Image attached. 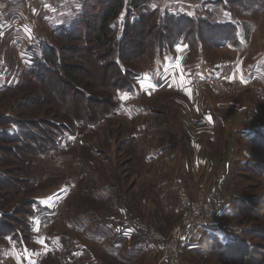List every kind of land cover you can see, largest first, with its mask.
<instances>
[{
  "label": "rangeland",
  "instance_id": "rangeland-1",
  "mask_svg": "<svg viewBox=\"0 0 264 264\" xmlns=\"http://www.w3.org/2000/svg\"><path fill=\"white\" fill-rule=\"evenodd\" d=\"M174 2L155 0L152 7L163 5L169 9L174 7ZM212 9L210 13L216 16V8ZM40 13L33 12V26ZM98 14L102 13L98 11ZM22 17L29 19L28 15ZM252 20L257 26L254 38L257 43L261 41L262 45L249 49V57L255 54L253 51L264 50V12L253 15ZM115 30L119 31V24ZM59 43L60 46L69 44L63 41ZM92 44L94 50H99L94 42ZM203 56L214 63L226 55L223 50L207 48L203 50ZM154 64L144 57L126 65L138 75L146 69H155L152 68ZM221 64L232 67L229 62ZM9 65L11 63L2 69L12 67ZM29 67L30 63L23 68L19 79H13H18L16 84L0 87V137H13L10 127L4 124V115L18 117L20 112H24L14 104L15 95L11 89L23 82L36 85L27 74ZM192 78L191 82L195 76ZM156 79L160 80L158 76ZM101 80L102 74L92 69L90 77L84 81H88L86 85L94 95L97 94V87L110 83L106 77ZM153 81L154 77L144 80L140 75L136 77L133 95L116 93L115 97L120 102L118 110L71 142L76 145L73 150L63 148L62 151H66L64 154L37 156L28 169L31 181L25 186V190H29L27 194L12 196L9 190L0 189V214L9 217L3 219L4 226L18 228L15 221L19 220L21 224L25 219L23 215H15L14 210L33 211L34 214V218L29 220L32 243L24 242V246L20 247L11 241L10 235L4 239L0 237V264H163L159 248L149 244L151 239H170L184 217L183 201L199 202L210 193H216L232 206L229 208L231 213L225 216L228 220L218 215L221 224L217 225V230L208 231L207 235L216 238L222 246L238 239L248 245H256L259 251L264 247V237L256 233L262 230L258 227L264 226V179L240 170L243 161H247V152L258 154L256 147L252 146L251 149L249 142H244L239 135L235 136L233 124L229 127L219 123L215 141H203L208 152V158L202 159L205 166L203 173L198 170L186 172L194 159H190L192 152L186 136L190 126L184 121L194 117L193 110L189 106L182 108L185 97L154 90ZM255 84L264 91V85ZM137 85H150V96H136ZM190 88L195 96L197 93ZM205 92L203 98L213 103L223 100L235 104L247 101L264 109V97L254 89H241L235 94L223 96H216L208 90ZM190 96L188 94L187 98ZM192 103L196 104V101ZM27 115L29 113L24 112V116ZM33 116V121L43 117L42 114ZM214 116L217 121L219 118L220 121L224 119L225 123H232V120L239 118L225 107L215 108ZM12 147H15L14 143L0 140V157L3 155L7 163L12 160L4 151ZM160 148H164L165 152L160 154ZM220 161H229L228 168L220 167ZM209 163L214 164V170L206 172ZM3 169L5 166H0V171ZM213 180L215 192L199 189L193 193V189L199 188L200 184L208 182L209 187ZM181 184L185 189L191 187L192 191L179 195L177 191ZM2 187L6 185L0 181ZM29 200L33 201V208H29ZM44 208L48 212H44ZM218 210L217 206L215 213ZM137 223L144 225L141 232ZM206 236L195 247L187 246L184 239L178 264H222L217 256L208 257L204 253V249L209 247L207 243H210ZM61 237L67 245H61Z\"/></svg>",
  "mask_w": 264,
  "mask_h": 264
},
{
  "label": "trees",
  "instance_id": "trees-1",
  "mask_svg": "<svg viewBox=\"0 0 264 264\" xmlns=\"http://www.w3.org/2000/svg\"><path fill=\"white\" fill-rule=\"evenodd\" d=\"M185 1L193 2L199 10L194 14H173L163 5L152 7L155 0H83L73 19L55 29L50 36L34 41L30 47L27 74L36 85L23 82L11 89L16 107L29 115L25 117L24 112H20L18 117H3H6L4 124L10 127L13 137L7 139L3 136L0 140L14 143L15 147L4 151L12 162L7 163L3 155L0 157V166H5L0 171V181L6 185L0 189L9 190L12 196L27 194L29 190H25V186L31 181L28 169L37 156L64 154L63 148L73 150L76 145L71 142L117 111L120 102L115 94L135 93L137 74L128 68L126 64L129 62L144 57L158 62L164 54L183 44L208 67L214 63L203 56L204 49L219 50L227 44L237 47V26L213 23L207 7L249 8L257 4L264 9V0ZM98 11L102 14L99 15ZM118 24L119 31L115 30ZM61 41L69 44L60 46ZM93 42L99 50L91 47ZM92 69L102 74L101 82L105 77L110 81L97 87L94 95L86 85L88 81H84L90 77ZM206 69H201L203 75L195 73V78L213 75H206L211 72ZM32 114H42L43 117L33 121ZM249 143L251 149L256 147L258 154L247 152V161H243L240 170L264 179V135L259 131L251 133ZM33 204L28 201L29 208H33ZM43 210L48 212L46 208ZM13 212L25 219L21 224L19 220L15 221L18 228L10 229L3 225V219H8V215L0 214V237L4 239L10 235L11 241L20 247L24 242L32 243L29 220L34 218L33 211ZM258 229L264 234V226ZM260 232L256 231L258 236L264 237ZM209 240L204 253L208 257L217 256L222 264H264V247L259 251L256 245L238 239L223 246L214 237ZM59 242L67 245L63 237Z\"/></svg>",
  "mask_w": 264,
  "mask_h": 264
},
{
  "label": "crops",
  "instance_id": "crops-1",
  "mask_svg": "<svg viewBox=\"0 0 264 264\" xmlns=\"http://www.w3.org/2000/svg\"><path fill=\"white\" fill-rule=\"evenodd\" d=\"M81 1L83 0H26L18 6H14L0 13V87H10L16 84L21 76V71L30 63V47H32L34 41L40 40V38H46L45 35L51 34L55 29L65 25L73 19L75 14H77L76 12ZM174 1H176L173 3L174 7L167 9L170 13L184 12L194 14V11L197 12L199 10V7L193 4V2L185 0ZM224 1L227 0H223V2ZM38 4L41 6H38ZM180 4L183 7H181ZM223 7V5L216 7V16L212 14L213 12L210 13L209 11L213 10L212 7L206 8V10L209 11L210 20L213 23H231L237 26V47L227 44L225 47L219 49L224 51L226 56L223 58L225 59L220 58L218 61L214 62L213 65H208V67H206L204 65L206 62L202 59L201 61L200 58L197 57L198 55L191 51L188 46L179 44L171 52L164 54L158 62H154L155 64L152 68L155 69H146L141 73L139 72L137 75L138 77L141 75L144 80L154 77V83L152 85L154 90L172 93L179 98L185 97L186 99H184L183 104L180 103V105L182 104L183 109L189 106L193 110L194 117H190L184 121L187 126H190L186 136L188 138L189 150L192 152L190 159H194L192 165L190 164L189 166L190 169L186 167L188 170L186 172L191 171V173H194L198 170L200 173L204 169V160L202 159L208 158V155L206 156L208 152L203 144L206 141H215L214 136L219 127V123H222L224 126L228 125L229 127H232L233 124L235 128L232 131H234L235 136L239 135L242 140H245L244 142H249L251 133L253 132L259 131L264 135V109L261 110L260 107H256L255 104L247 101H238L235 104L234 102H224L223 100L213 103L209 100H205L206 97L203 98L204 95L198 94L200 95L198 96L195 93L196 95L193 96V92L190 88L192 77H196V74H200L201 69L205 67V69L207 68L206 71H211L206 75L216 74L222 68L221 66L224 65L221 63L225 62H229L232 65L233 82H250L260 83L261 86L264 85V50L259 52L253 51L255 54L251 57H249L248 53L249 49H255V47L262 45L261 41L257 43L254 38L257 26L253 22L252 17L255 14H262L264 9L257 4L251 5L249 8L233 6L230 9H226ZM33 12H41L35 26H33L35 21L34 18L32 19ZM24 15H28L29 19H23L22 16ZM41 17L42 20L40 21ZM26 23H28V26ZM46 32L47 34H44ZM8 63H11L12 67L7 66L2 69L3 66ZM156 76H158L160 80L156 79ZM15 77H18V79L13 81ZM11 83L12 85H9ZM150 93H152L150 85L136 86V96L147 97L148 95L150 96ZM188 94L189 96L191 95L189 98H187ZM192 101H196V104L192 103ZM217 107H225L228 112L233 111L239 118L232 120V123H225L224 119L220 121V118L217 121V117L214 116V110L215 108L217 109ZM192 127H194V129ZM203 141L205 142L203 143ZM158 151L161 154L165 152V149L160 148ZM225 162L226 161H222L221 163L220 161V167L222 165V168H228L229 161ZM198 164L200 166L199 168H197ZM210 165H213V167ZM210 165L207 167L206 172L210 169L214 170V164ZM219 171L218 169L217 172ZM214 181L215 180L211 181L212 183L209 187L207 186L208 182L205 185L200 184L199 188L193 189V193H195V190L199 189H211L212 192H215ZM178 189L177 192L179 195L186 193V191H192L191 187L185 189L182 184ZM205 199L216 204L219 210L214 214V219L210 225L198 226L191 233L186 235L183 242L188 244L187 246L191 245L195 247L198 241L208 234V231L217 230V225L221 224L218 215H223L224 219L228 220L226 217L231 213L229 210L232 206L231 203L216 195V193L205 195ZM139 231L141 232V229ZM149 244L158 248L157 241L153 239H151V243ZM179 264L184 263L182 262Z\"/></svg>",
  "mask_w": 264,
  "mask_h": 264
},
{
  "label": "built area",
  "instance_id": "built-area-1",
  "mask_svg": "<svg viewBox=\"0 0 264 264\" xmlns=\"http://www.w3.org/2000/svg\"><path fill=\"white\" fill-rule=\"evenodd\" d=\"M26 0H0V11L12 8ZM233 68L230 65H224L219 73L211 76L195 78L191 82V87L197 93L202 95L205 90L211 91L216 96L231 95L241 89H254L264 97V91L255 83H240L232 81ZM184 217L181 224L173 230L170 239L155 240L158 243L159 254L163 264H177L180 254L181 242L188 233H191L198 226H208L214 219L217 205L209 200L201 199L199 202H190L185 200ZM136 222V221H135ZM143 230V226L137 223Z\"/></svg>",
  "mask_w": 264,
  "mask_h": 264
}]
</instances>
